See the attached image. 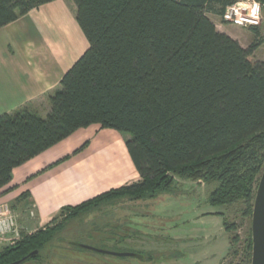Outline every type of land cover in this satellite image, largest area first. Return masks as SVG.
I'll return each instance as SVG.
<instances>
[{
  "label": "trees",
  "instance_id": "1",
  "mask_svg": "<svg viewBox=\"0 0 264 264\" xmlns=\"http://www.w3.org/2000/svg\"><path fill=\"white\" fill-rule=\"evenodd\" d=\"M54 1L0 0V29ZM71 1L89 49L49 95L46 117L27 107L0 116V190L15 168L92 125L126 137L141 180L64 207L50 226L0 251V264L35 251L21 264L40 262L65 214L112 198L154 200L179 179L213 185L212 207L243 204L251 216L264 169V61L255 57L264 37L254 29L244 48L209 17L236 0Z\"/></svg>",
  "mask_w": 264,
  "mask_h": 264
},
{
  "label": "crops",
  "instance_id": "2",
  "mask_svg": "<svg viewBox=\"0 0 264 264\" xmlns=\"http://www.w3.org/2000/svg\"><path fill=\"white\" fill-rule=\"evenodd\" d=\"M209 17L244 48L255 30L264 37L261 28L234 29L220 16ZM88 49L69 0L43 5L0 29V116L25 107L47 115L49 95ZM140 180L123 136L92 125L15 168L11 183L0 190V204H7L32 234L49 226L64 207Z\"/></svg>",
  "mask_w": 264,
  "mask_h": 264
},
{
  "label": "rangeland",
  "instance_id": "3",
  "mask_svg": "<svg viewBox=\"0 0 264 264\" xmlns=\"http://www.w3.org/2000/svg\"><path fill=\"white\" fill-rule=\"evenodd\" d=\"M260 28L264 32V22ZM255 57L264 61V45ZM213 188L202 181L179 179L172 194L154 200L112 198L77 215L65 214L57 239L43 250L41 261L28 264H251L252 215L246 214L243 204L212 207L208 197ZM0 212L14 214L2 203ZM30 214L35 216L33 211ZM14 218L21 239L29 230L23 229L17 215ZM15 235L0 238V251ZM71 242L112 252L145 253L154 261L109 257Z\"/></svg>",
  "mask_w": 264,
  "mask_h": 264
},
{
  "label": "built area",
  "instance_id": "4",
  "mask_svg": "<svg viewBox=\"0 0 264 264\" xmlns=\"http://www.w3.org/2000/svg\"><path fill=\"white\" fill-rule=\"evenodd\" d=\"M222 20L231 26L243 29L259 28L264 22V0H236L225 9ZM12 234H16L17 237L9 240L10 245L20 239L14 214L0 212V238H7Z\"/></svg>",
  "mask_w": 264,
  "mask_h": 264
},
{
  "label": "water",
  "instance_id": "5",
  "mask_svg": "<svg viewBox=\"0 0 264 264\" xmlns=\"http://www.w3.org/2000/svg\"><path fill=\"white\" fill-rule=\"evenodd\" d=\"M252 258L251 264H264V169L260 176L259 183L256 190L254 207L252 212ZM81 247L99 253L115 257H137L132 252H112L103 249H97L89 246ZM38 251L31 253L28 257L14 262L12 264H21L29 257L38 255Z\"/></svg>",
  "mask_w": 264,
  "mask_h": 264
}]
</instances>
